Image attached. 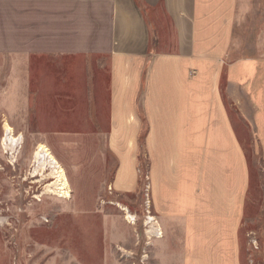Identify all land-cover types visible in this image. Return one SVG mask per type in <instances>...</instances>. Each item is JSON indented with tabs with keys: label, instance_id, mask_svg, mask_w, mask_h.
<instances>
[{
	"label": "crops",
	"instance_id": "obj_1",
	"mask_svg": "<svg viewBox=\"0 0 264 264\" xmlns=\"http://www.w3.org/2000/svg\"><path fill=\"white\" fill-rule=\"evenodd\" d=\"M7 52L28 73L59 62L48 103L59 116L75 98L79 114H101L104 90L108 145L126 147L114 185L135 189L141 139L166 251L239 264L251 173L234 117L264 146V0H0ZM60 62L84 65L69 74Z\"/></svg>",
	"mask_w": 264,
	"mask_h": 264
},
{
	"label": "rangeland",
	"instance_id": "obj_2",
	"mask_svg": "<svg viewBox=\"0 0 264 264\" xmlns=\"http://www.w3.org/2000/svg\"><path fill=\"white\" fill-rule=\"evenodd\" d=\"M19 63L10 52L0 54V217L4 219L0 223V264H183V251L169 253L159 243L162 237L149 243L146 220L149 213L156 214L150 199L147 153L140 145L135 150V189L118 191L114 185L117 158L126 147L118 151L108 145L110 119L104 90L96 92L101 114L86 115L88 122L78 113L82 102L76 98L71 99L75 106L70 114L59 116L60 108L50 106L53 78L61 73L54 64L59 62H31L30 73L25 62L21 70ZM60 63L61 71L69 74L78 69L76 65H84ZM101 79L104 86L108 73ZM79 87L83 88L82 83ZM234 118L251 173L238 261L264 264V146L259 145L252 126L237 115ZM5 119L24 135L15 154L1 145ZM41 142L66 169L70 198H36L44 186L34 183L38 177H31L29 170ZM112 201L127 205L133 217L128 218Z\"/></svg>",
	"mask_w": 264,
	"mask_h": 264
},
{
	"label": "bare ground",
	"instance_id": "obj_3",
	"mask_svg": "<svg viewBox=\"0 0 264 264\" xmlns=\"http://www.w3.org/2000/svg\"><path fill=\"white\" fill-rule=\"evenodd\" d=\"M3 131L4 134L1 139L2 147L7 153L15 154V150H18L21 143L24 141L23 133L16 132L14 127L6 119L3 121ZM49 170L50 172H48ZM29 175L33 178L38 177L35 179L34 183H40L44 186V191L36 196V198L40 199V197L46 195L70 198L71 189L66 169L54 155L50 147L45 143L41 142L38 144L35 154L32 157ZM39 176H42V178H39ZM111 203L121 208L128 218L133 217V214L127 205L118 201H112ZM149 214L150 215L147 216L146 224L148 228H150L147 232L149 243H151L154 237L161 238L162 231L161 228H159L156 218L151 213ZM3 221L4 219L0 217V223ZM132 223L135 224V222ZM145 258H147L146 254Z\"/></svg>",
	"mask_w": 264,
	"mask_h": 264
},
{
	"label": "trees",
	"instance_id": "obj_4",
	"mask_svg": "<svg viewBox=\"0 0 264 264\" xmlns=\"http://www.w3.org/2000/svg\"><path fill=\"white\" fill-rule=\"evenodd\" d=\"M141 143H142V140H141ZM140 145H142V144H140Z\"/></svg>",
	"mask_w": 264,
	"mask_h": 264
}]
</instances>
